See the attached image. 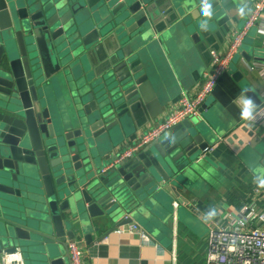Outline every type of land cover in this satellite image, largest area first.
Returning <instances> with one entry per match:
<instances>
[{"label": "water", "instance_id": "water-1", "mask_svg": "<svg viewBox=\"0 0 264 264\" xmlns=\"http://www.w3.org/2000/svg\"><path fill=\"white\" fill-rule=\"evenodd\" d=\"M233 3L0 0V263L20 253L25 264H70L69 240L129 224L154 240L164 233L170 198L196 193L216 145L246 131L234 99L243 90L262 101L227 70L200 115L131 154L140 136L125 139L147 123L177 43L220 50L210 40ZM248 49V63L264 64L262 45Z\"/></svg>", "mask_w": 264, "mask_h": 264}, {"label": "crops", "instance_id": "crops-1", "mask_svg": "<svg viewBox=\"0 0 264 264\" xmlns=\"http://www.w3.org/2000/svg\"><path fill=\"white\" fill-rule=\"evenodd\" d=\"M255 1L238 0L237 4L230 6L225 12L220 35L210 40L213 48L221 51L227 48L231 31L243 25ZM203 41L177 43L171 65L160 70V85L155 87L153 97L151 94V105L146 110L147 123H141L144 122L143 117L136 132L125 139L126 144H131L150 127L164 120L183 93L193 94L196 91L211 62V47H205ZM259 44L264 47V12L228 68L230 74L240 71L249 81L248 86L259 95L262 103L254 112L264 104V64L248 63L242 53ZM164 92L165 96L162 95ZM245 124L246 131L240 128L231 135L230 142L223 141L214 148L211 179L204 181L196 193L186 198H170V210L165 218L167 226L160 237L155 240L150 238L152 242L145 243L139 233L129 232L130 224L108 234L106 231L95 232L92 242H87L83 235H77L76 238L82 240L84 263L204 264L209 226L220 222L224 213L236 214L250 200L254 187L262 181L259 169L264 159V122L248 120ZM249 142L254 143L251 151L260 156L261 165L258 160L253 164L249 158L247 161L242 158L240 151ZM175 201L179 203L177 207L174 206ZM68 258L71 264L69 252Z\"/></svg>", "mask_w": 264, "mask_h": 264}, {"label": "built area", "instance_id": "built-area-1", "mask_svg": "<svg viewBox=\"0 0 264 264\" xmlns=\"http://www.w3.org/2000/svg\"><path fill=\"white\" fill-rule=\"evenodd\" d=\"M263 12L264 0H256L243 25L231 31L227 48L224 51L211 50L210 65L203 73L196 91L193 94L183 93L169 115L143 133L125 154H131L157 139L182 120L200 115V108L213 92L219 78L228 70L234 57L240 53L252 27L261 20ZM250 120L264 122V104L254 112ZM178 204L177 201L174 202L175 207ZM128 230L139 233L143 242H152L136 225L130 224ZM67 250L71 264H85L80 238L69 240ZM1 264L25 263L22 255L15 253L5 255ZM204 264H264V180L254 187L250 200L236 214L224 213L220 222L209 226Z\"/></svg>", "mask_w": 264, "mask_h": 264}, {"label": "clouds", "instance_id": "clouds-1", "mask_svg": "<svg viewBox=\"0 0 264 264\" xmlns=\"http://www.w3.org/2000/svg\"><path fill=\"white\" fill-rule=\"evenodd\" d=\"M201 12L204 16L210 17L212 15L211 12V4L210 3H202ZM207 20L203 21L201 26L206 25ZM234 103H236L241 108V115L246 119H251L254 115V111L257 107L253 98L244 94L243 90L239 96L234 99Z\"/></svg>", "mask_w": 264, "mask_h": 264}, {"label": "rangeland", "instance_id": "rangeland-1", "mask_svg": "<svg viewBox=\"0 0 264 264\" xmlns=\"http://www.w3.org/2000/svg\"><path fill=\"white\" fill-rule=\"evenodd\" d=\"M247 39V38H246ZM250 155H252V157H250ZM242 156V158L244 159V161H247L248 159L247 158H249L252 162H253V164H255V162L259 159V155L258 154H256L254 151H251V149L250 148H248L247 147V149L243 152V154L241 155ZM244 156V157H243ZM246 157V158H245ZM263 159V158H262ZM261 162H262V167H261V169H259L260 171H259V175H260V177H261V179L263 180L264 179V159L263 160H261ZM261 162H260V160H258L257 161V163L258 164H260L261 165Z\"/></svg>", "mask_w": 264, "mask_h": 264}]
</instances>
